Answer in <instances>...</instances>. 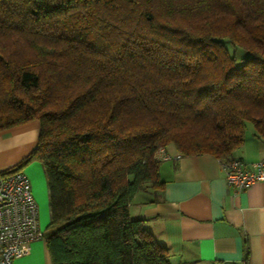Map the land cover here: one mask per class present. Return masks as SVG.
Masks as SVG:
<instances>
[{"label":"trees","instance_id":"1","mask_svg":"<svg viewBox=\"0 0 264 264\" xmlns=\"http://www.w3.org/2000/svg\"><path fill=\"white\" fill-rule=\"evenodd\" d=\"M32 120L6 172L44 168L49 264H171L129 206L169 144L222 164L248 122L264 140V0H0V130Z\"/></svg>","mask_w":264,"mask_h":264},{"label":"crops","instance_id":"2","mask_svg":"<svg viewBox=\"0 0 264 264\" xmlns=\"http://www.w3.org/2000/svg\"><path fill=\"white\" fill-rule=\"evenodd\" d=\"M254 132L246 130L232 158L248 165L264 159V140ZM38 133L37 120L0 130V171L32 150ZM156 158L163 185L138 191L129 215L143 219L154 238L168 247L171 264H264V180L236 191L215 156H181L173 144L160 149ZM26 169L43 230L50 221L39 194L44 168L37 163ZM13 264H49L45 239L34 241L29 253Z\"/></svg>","mask_w":264,"mask_h":264},{"label":"built area","instance_id":"3","mask_svg":"<svg viewBox=\"0 0 264 264\" xmlns=\"http://www.w3.org/2000/svg\"><path fill=\"white\" fill-rule=\"evenodd\" d=\"M247 165L240 159L222 163L226 181L236 191L264 180V159ZM43 236L29 178L20 170L0 171V264H13Z\"/></svg>","mask_w":264,"mask_h":264},{"label":"rangeland","instance_id":"4","mask_svg":"<svg viewBox=\"0 0 264 264\" xmlns=\"http://www.w3.org/2000/svg\"><path fill=\"white\" fill-rule=\"evenodd\" d=\"M226 46L228 47L230 54H233L235 56L237 63H240L241 60L247 56L246 51H244L240 47H233L228 42H226ZM249 129L254 130V127L250 122H248L246 125L247 132L249 131ZM37 163H39V162L34 161V162H30L28 164H25L20 168V171L25 173V172H27V169H26L27 167H30L32 165L36 167ZM42 175H43V183L41 182V185H43L44 187L39 188L41 190V192L39 191V194L41 197V201H43L42 203L45 206L46 211L48 212V217H50V209H49V203H48V188H47L46 175H45L44 171L42 172ZM38 183H40V182H38V180H37L36 185ZM43 230L46 232L47 227Z\"/></svg>","mask_w":264,"mask_h":264}]
</instances>
